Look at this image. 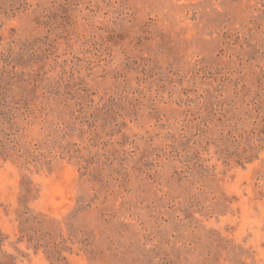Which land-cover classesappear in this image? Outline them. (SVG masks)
<instances>
[{"label":"rangeland","instance_id":"374dc122","mask_svg":"<svg viewBox=\"0 0 264 264\" xmlns=\"http://www.w3.org/2000/svg\"><path fill=\"white\" fill-rule=\"evenodd\" d=\"M0 264H264V0H0Z\"/></svg>","mask_w":264,"mask_h":264}]
</instances>
